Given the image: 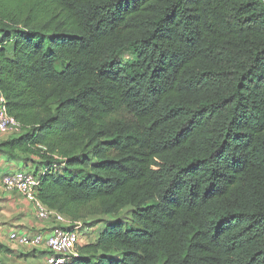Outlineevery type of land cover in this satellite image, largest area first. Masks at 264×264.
Masks as SVG:
<instances>
[{
    "label": "trees",
    "instance_id": "1",
    "mask_svg": "<svg viewBox=\"0 0 264 264\" xmlns=\"http://www.w3.org/2000/svg\"><path fill=\"white\" fill-rule=\"evenodd\" d=\"M0 92L43 205L131 222L64 264H264V0H0Z\"/></svg>",
    "mask_w": 264,
    "mask_h": 264
},
{
    "label": "built area",
    "instance_id": "2",
    "mask_svg": "<svg viewBox=\"0 0 264 264\" xmlns=\"http://www.w3.org/2000/svg\"><path fill=\"white\" fill-rule=\"evenodd\" d=\"M19 131V124L7 113L5 100L0 92V134L13 135ZM1 185L6 192L17 193L24 198L37 220L52 225L47 233L19 234L12 231L8 235L10 242L43 253L45 264H64L76 257L75 248L80 245L83 232L80 221L73 222L39 201L36 192L38 180L32 172L7 174L2 177Z\"/></svg>",
    "mask_w": 264,
    "mask_h": 264
},
{
    "label": "crops",
    "instance_id": "3",
    "mask_svg": "<svg viewBox=\"0 0 264 264\" xmlns=\"http://www.w3.org/2000/svg\"><path fill=\"white\" fill-rule=\"evenodd\" d=\"M8 137L0 134V141ZM33 165L19 159H7L0 154V256L5 253L6 244L10 245L9 233L19 234L35 232L47 233L52 225L36 219L31 206L17 193L6 192L2 185L3 176L18 172H32ZM12 244V243H11Z\"/></svg>",
    "mask_w": 264,
    "mask_h": 264
},
{
    "label": "rangeland",
    "instance_id": "4",
    "mask_svg": "<svg viewBox=\"0 0 264 264\" xmlns=\"http://www.w3.org/2000/svg\"><path fill=\"white\" fill-rule=\"evenodd\" d=\"M120 116L121 114L117 115L115 120L120 119ZM55 173L58 175H64V169L60 165H57ZM121 218L124 220V225L126 227L130 226L131 222L130 220H127L128 216L124 211L119 215L103 218V222L101 216H89L84 218V220H81L80 223L82 225L83 232L81 235L82 237L80 240V246L89 244L96 240L98 234L101 232L103 227L107 225L108 221ZM11 243L10 245L6 244L5 253L3 255L1 254L0 256V264H45L43 260V254H40L37 251H32L27 247H22L15 243Z\"/></svg>",
    "mask_w": 264,
    "mask_h": 264
}]
</instances>
